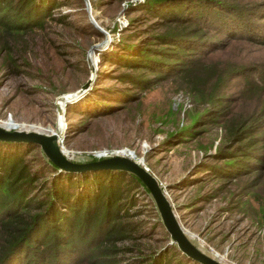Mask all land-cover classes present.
<instances>
[{
	"label": "rangeland",
	"instance_id": "rangeland-1",
	"mask_svg": "<svg viewBox=\"0 0 264 264\" xmlns=\"http://www.w3.org/2000/svg\"><path fill=\"white\" fill-rule=\"evenodd\" d=\"M142 1L60 0L53 11L55 17L61 15L58 20L48 19L41 26L20 32L0 29V124L11 121L17 128L52 133L60 120L62 132L57 148L65 159L88 162L104 152L139 162L155 177L179 225L200 250L224 264H264L260 220L264 174L257 186L245 193L243 186L251 175L222 181L208 177L209 172H193L198 161L223 145L225 132L218 125L202 126L194 138L173 135L205 106L186 90L193 81L199 91L212 86L214 79L208 69L198 63L188 77L164 78L141 91L138 101L118 102L119 94L130 86H122L116 76L127 69L104 59L113 60L116 45L128 34L125 29L129 20L142 14L130 10L131 5ZM236 1H263L260 7L264 8V0ZM235 45L231 43L218 52L220 59L234 60ZM246 46L240 54L246 57L245 62L264 68V47ZM85 82L89 83L83 89ZM78 88L83 90L63 107L64 102L57 97ZM21 143L0 140V157L10 153L22 156L47 179L63 171L56 167L58 171L54 172L47 165L48 159L38 145L25 147ZM194 176L200 179L198 183H192ZM218 186L222 187L209 197L211 189ZM132 191L133 206L128 207L123 221L134 223V232L117 243L129 248L122 256L134 258L153 248L174 247L150 196ZM176 257L171 256L172 260ZM178 258L182 259L180 255ZM182 260L184 264H198L186 257Z\"/></svg>",
	"mask_w": 264,
	"mask_h": 264
},
{
	"label": "trees",
	"instance_id": "trees-1",
	"mask_svg": "<svg viewBox=\"0 0 264 264\" xmlns=\"http://www.w3.org/2000/svg\"><path fill=\"white\" fill-rule=\"evenodd\" d=\"M59 1L0 0V29L20 32L41 26L48 19L58 20L61 15L55 17L53 11ZM262 2H136L130 10L142 14L129 20L125 29L128 34L116 45L113 60L104 59L127 69L118 72V83L139 91L136 94L130 88L123 90L118 102L124 104L138 101L141 91L164 78L190 76L198 63L208 69L214 79L212 86L199 91L193 81V86L187 82L186 90L205 106L173 135L194 138L202 126L210 124L223 129V145L198 161L193 172H209L208 177L222 181L251 175L243 186L245 193L255 188L264 174V68L246 63V57L240 54L246 45L264 47ZM234 42L235 59H220L217 53ZM46 162L54 172L58 171L50 161ZM194 177L192 183H198L200 179ZM129 185L134 191L148 194L141 181L127 171H58L47 179L24 157L3 155L0 264H184L186 256L178 252L175 244L153 248L134 258L122 256L129 248L117 243L134 232V223L123 221L134 201L132 189L126 188ZM221 187L212 188L209 197ZM260 214L264 229V205L260 206ZM176 255L172 260L171 256Z\"/></svg>",
	"mask_w": 264,
	"mask_h": 264
},
{
	"label": "water",
	"instance_id": "water-1",
	"mask_svg": "<svg viewBox=\"0 0 264 264\" xmlns=\"http://www.w3.org/2000/svg\"><path fill=\"white\" fill-rule=\"evenodd\" d=\"M86 7L89 9L88 2ZM91 18V16H90ZM89 82L81 88L87 87ZM78 88L74 91L59 95L65 97V102L68 103L83 89ZM62 107V111H63ZM58 129V128H56ZM61 133L57 131L48 132L38 129L20 128H3L0 126V140L32 143L39 146L45 157L56 167L68 172H82L98 169L123 170L134 174L148 191V195L156 209L159 219L169 235L170 242L174 243L177 249L186 257L199 264H224L215 257L204 253L190 239L189 235L181 228L174 211L165 197L162 188L155 177L139 162L132 160L127 156L98 154L94 155V160L88 162H72L63 157L57 148V140Z\"/></svg>",
	"mask_w": 264,
	"mask_h": 264
},
{
	"label": "bare ground",
	"instance_id": "bare-ground-1",
	"mask_svg": "<svg viewBox=\"0 0 264 264\" xmlns=\"http://www.w3.org/2000/svg\"><path fill=\"white\" fill-rule=\"evenodd\" d=\"M65 97H60V100L59 102L62 103V102H65ZM1 127L3 128H17V126L15 124H12L11 121H7V123H4V124H0ZM57 132L61 133L62 132V125L60 123V120L58 121L57 123Z\"/></svg>",
	"mask_w": 264,
	"mask_h": 264
},
{
	"label": "built area",
	"instance_id": "built-area-1",
	"mask_svg": "<svg viewBox=\"0 0 264 264\" xmlns=\"http://www.w3.org/2000/svg\"><path fill=\"white\" fill-rule=\"evenodd\" d=\"M99 153H97V154H95V155H98ZM100 154H103V155H107V154H112V155H114L113 153H104V152H102V153H100ZM115 155H121V154H115ZM122 156H124V155H122Z\"/></svg>",
	"mask_w": 264,
	"mask_h": 264
}]
</instances>
